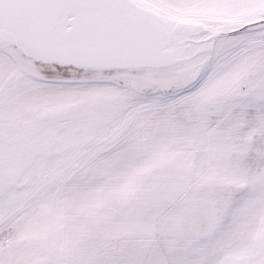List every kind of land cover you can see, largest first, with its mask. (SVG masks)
Listing matches in <instances>:
<instances>
[{
  "label": "snow or ice",
  "instance_id": "snow-or-ice-1",
  "mask_svg": "<svg viewBox=\"0 0 264 264\" xmlns=\"http://www.w3.org/2000/svg\"><path fill=\"white\" fill-rule=\"evenodd\" d=\"M0 264H264V0H0Z\"/></svg>",
  "mask_w": 264,
  "mask_h": 264
}]
</instances>
